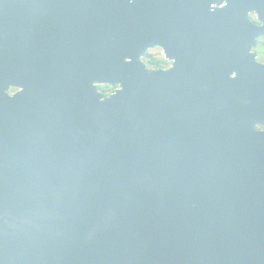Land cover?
<instances>
[{"label":"water","instance_id":"water-1","mask_svg":"<svg viewBox=\"0 0 264 264\" xmlns=\"http://www.w3.org/2000/svg\"><path fill=\"white\" fill-rule=\"evenodd\" d=\"M262 36L264 0H0V264H264Z\"/></svg>","mask_w":264,"mask_h":264},{"label":"flooded vegetation","instance_id":"flooded-vegetation-1","mask_svg":"<svg viewBox=\"0 0 264 264\" xmlns=\"http://www.w3.org/2000/svg\"><path fill=\"white\" fill-rule=\"evenodd\" d=\"M255 17V16H254ZM249 19H250V15H249ZM250 21L251 22H253V23H255V24H259L258 22H257V20H256V18L253 20V19H250ZM154 49H159V51L160 52H162V50L160 49V48H153V49H149L148 51H150V50H154ZM258 49H259V51H258ZM147 51V52H148ZM146 52V53H147ZM145 53V54H146ZM251 53H254L255 55H256V61L258 62V63H260V64H264V36H262V37H259L258 39H257V42H256V46L255 47H253L252 48V50H251ZM162 55H163V57H164V54L163 53H161ZM143 58V57H142ZM164 59H165V57H164ZM166 61H167V65L166 66H164V68H163V70H166V69H168V68H170L171 67V65H172V62L171 61H169V60H167V59H165ZM151 70V69H150ZM157 70H159V69H157ZM13 90V91H12ZM115 90V89H114ZM15 91H17L16 89H11L10 90V94H12V93H14ZM106 96V95H105ZM256 129L257 130H259V131H264V127L263 126H256Z\"/></svg>","mask_w":264,"mask_h":264},{"label":"trees","instance_id":"trees-1","mask_svg":"<svg viewBox=\"0 0 264 264\" xmlns=\"http://www.w3.org/2000/svg\"><path fill=\"white\" fill-rule=\"evenodd\" d=\"M156 52L157 53L160 52L159 49H154V50L148 51L144 55V57L142 58V62L146 64L148 69H151V70L163 69L164 66H166L168 64L167 61L164 59L163 55H161V58H159V59L153 57V54L156 53ZM104 88H108L107 92H109V91H112V90L116 89L117 87H115V88L110 87L109 88L108 86H104V87L98 86V91L100 89V90L106 92L104 90Z\"/></svg>","mask_w":264,"mask_h":264},{"label":"rangeland","instance_id":"rangeland-1","mask_svg":"<svg viewBox=\"0 0 264 264\" xmlns=\"http://www.w3.org/2000/svg\"><path fill=\"white\" fill-rule=\"evenodd\" d=\"M258 51H259V49H258ZM161 53H162V52H161ZM161 53H160V52H158V53L156 52V53L153 54V57L159 59V58H161V55H162ZM104 86H108L109 88L111 87V86H109V85H100V87H104ZM112 88H115V87H112ZM116 89H117V88H116ZM116 89H115V90H116ZM104 90H105L106 92H104V91H102V90H100V89H99V92H101L103 95H106V96H109L110 94L114 93V91H115V90H112V91L107 92L108 88H104Z\"/></svg>","mask_w":264,"mask_h":264},{"label":"snow or ice","instance_id":"snow-or-ice-1","mask_svg":"<svg viewBox=\"0 0 264 264\" xmlns=\"http://www.w3.org/2000/svg\"><path fill=\"white\" fill-rule=\"evenodd\" d=\"M233 69H224V71L227 73L228 71H232ZM235 71H237V74L239 75V70L238 69H235ZM262 122H264V121H262Z\"/></svg>","mask_w":264,"mask_h":264},{"label":"clouds","instance_id":"clouds-1","mask_svg":"<svg viewBox=\"0 0 264 264\" xmlns=\"http://www.w3.org/2000/svg\"><path fill=\"white\" fill-rule=\"evenodd\" d=\"M250 19H255L254 14H250Z\"/></svg>","mask_w":264,"mask_h":264}]
</instances>
